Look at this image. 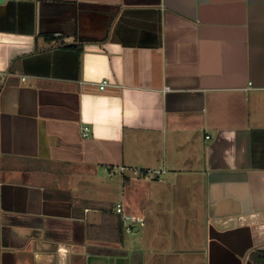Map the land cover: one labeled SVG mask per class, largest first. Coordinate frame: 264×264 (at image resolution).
<instances>
[{
  "label": "crops",
  "instance_id": "obj_1",
  "mask_svg": "<svg viewBox=\"0 0 264 264\" xmlns=\"http://www.w3.org/2000/svg\"><path fill=\"white\" fill-rule=\"evenodd\" d=\"M0 75V264H258L264 0H5Z\"/></svg>",
  "mask_w": 264,
  "mask_h": 264
},
{
  "label": "built area",
  "instance_id": "obj_2",
  "mask_svg": "<svg viewBox=\"0 0 264 264\" xmlns=\"http://www.w3.org/2000/svg\"><path fill=\"white\" fill-rule=\"evenodd\" d=\"M1 75H0V83H1ZM108 85V81L107 80H103L100 84H99V87L100 89H104L106 86ZM88 128L86 127L85 128V132L83 133L84 136L87 135V131ZM210 136L208 135L207 138H209ZM121 170H125L124 167H121ZM133 172L135 174H139L140 171L138 169H134ZM156 174H159L160 171H155ZM110 175H112V172L109 173ZM115 211L117 214H119L123 220V223H124V228L127 232H131L133 231V225L136 223V222H142V220L135 216V215H132V214H129L127 211H126V208L124 206V204L122 202H118L115 206Z\"/></svg>",
  "mask_w": 264,
  "mask_h": 264
},
{
  "label": "trees",
  "instance_id": "obj_3",
  "mask_svg": "<svg viewBox=\"0 0 264 264\" xmlns=\"http://www.w3.org/2000/svg\"><path fill=\"white\" fill-rule=\"evenodd\" d=\"M122 226H123V224H122ZM257 257H258V259H257ZM252 258H254L258 264H264V252H258L257 256L255 257V255H253Z\"/></svg>",
  "mask_w": 264,
  "mask_h": 264
},
{
  "label": "water",
  "instance_id": "obj_4",
  "mask_svg": "<svg viewBox=\"0 0 264 264\" xmlns=\"http://www.w3.org/2000/svg\"><path fill=\"white\" fill-rule=\"evenodd\" d=\"M5 0H0V5L4 4Z\"/></svg>",
  "mask_w": 264,
  "mask_h": 264
}]
</instances>
